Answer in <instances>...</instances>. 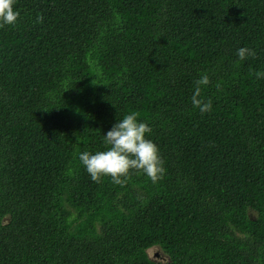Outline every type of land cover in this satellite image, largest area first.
I'll return each instance as SVG.
<instances>
[{"label":"trees","instance_id":"1","mask_svg":"<svg viewBox=\"0 0 264 264\" xmlns=\"http://www.w3.org/2000/svg\"><path fill=\"white\" fill-rule=\"evenodd\" d=\"M13 8L16 23L0 21V264H264V0ZM132 112L163 178L94 182L80 153L106 150Z\"/></svg>","mask_w":264,"mask_h":264},{"label":"clouds","instance_id":"2","mask_svg":"<svg viewBox=\"0 0 264 264\" xmlns=\"http://www.w3.org/2000/svg\"><path fill=\"white\" fill-rule=\"evenodd\" d=\"M13 4L14 0H0V21L4 25L15 24L20 15L19 11H14ZM38 19L42 22V17ZM237 55L244 60L248 56H254L255 52L241 47L237 50ZM194 83L192 105L201 113L210 112L211 99L205 101L201 97V86L210 83L209 77L205 74ZM219 88L220 85L217 84V89ZM150 132L149 125L139 122L137 114L132 112L115 123L104 135L106 150L97 151L95 154L83 152L80 153L79 159L96 183L101 181L102 176H109L113 183L123 185L130 170L142 171L153 183H156L163 178L166 170L163 167V160L159 155L157 145L145 138L146 133Z\"/></svg>","mask_w":264,"mask_h":264},{"label":"rangeland","instance_id":"3","mask_svg":"<svg viewBox=\"0 0 264 264\" xmlns=\"http://www.w3.org/2000/svg\"><path fill=\"white\" fill-rule=\"evenodd\" d=\"M149 253L152 257L160 258L164 256L163 252L157 247L149 249Z\"/></svg>","mask_w":264,"mask_h":264}]
</instances>
